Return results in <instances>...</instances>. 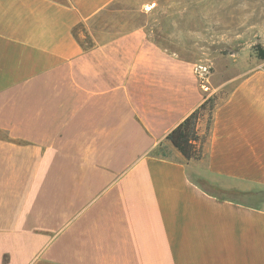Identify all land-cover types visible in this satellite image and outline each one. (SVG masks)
I'll use <instances>...</instances> for the list:
<instances>
[{"label":"crops","instance_id":"1","mask_svg":"<svg viewBox=\"0 0 264 264\" xmlns=\"http://www.w3.org/2000/svg\"><path fill=\"white\" fill-rule=\"evenodd\" d=\"M130 2L0 0V264H264V63L187 159L168 133L227 83L119 21Z\"/></svg>","mask_w":264,"mask_h":264},{"label":"rangeland","instance_id":"2","mask_svg":"<svg viewBox=\"0 0 264 264\" xmlns=\"http://www.w3.org/2000/svg\"><path fill=\"white\" fill-rule=\"evenodd\" d=\"M138 1L130 2L132 11L118 14L117 19L128 25L145 24L149 36L168 52L207 67L205 82L210 86L212 81H226L225 87L210 96L216 103L227 96L236 80L264 63L259 52L264 50V0H145L137 8ZM198 180L221 196L255 201L236 190L223 191Z\"/></svg>","mask_w":264,"mask_h":264},{"label":"trees","instance_id":"3","mask_svg":"<svg viewBox=\"0 0 264 264\" xmlns=\"http://www.w3.org/2000/svg\"><path fill=\"white\" fill-rule=\"evenodd\" d=\"M261 57H264V50H260ZM217 104L213 97L206 100L181 123L173 128L167 135V139L187 158L197 159L201 157L205 137L201 136L198 130L199 119L208 111L209 121ZM157 154L162 153V147L158 148ZM165 155L164 153H162Z\"/></svg>","mask_w":264,"mask_h":264},{"label":"built area","instance_id":"4","mask_svg":"<svg viewBox=\"0 0 264 264\" xmlns=\"http://www.w3.org/2000/svg\"><path fill=\"white\" fill-rule=\"evenodd\" d=\"M196 70L198 72V74L200 75L201 79H202V83L203 85L205 86L206 84V80H207V72H208V69L207 67H203V66H197L196 67Z\"/></svg>","mask_w":264,"mask_h":264}]
</instances>
